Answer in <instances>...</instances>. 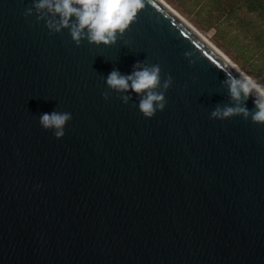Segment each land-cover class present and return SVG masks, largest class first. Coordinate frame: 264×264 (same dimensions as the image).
<instances>
[{"label": "water", "instance_id": "water-1", "mask_svg": "<svg viewBox=\"0 0 264 264\" xmlns=\"http://www.w3.org/2000/svg\"><path fill=\"white\" fill-rule=\"evenodd\" d=\"M32 4L0 0V264H264V123L211 117L237 68L163 0L111 45ZM137 61L173 77L152 118L106 84ZM53 111L72 114L59 139Z\"/></svg>", "mask_w": 264, "mask_h": 264}, {"label": "clouds", "instance_id": "clouds-1", "mask_svg": "<svg viewBox=\"0 0 264 264\" xmlns=\"http://www.w3.org/2000/svg\"><path fill=\"white\" fill-rule=\"evenodd\" d=\"M146 0H33L31 7L25 9V17L36 16L37 21H45L47 28L59 33L67 28L77 45L83 40L90 44L111 45L123 37L138 17V13L145 8ZM75 17V19H73ZM193 52H185L186 57H192ZM191 64L195 60L189 61ZM131 74H122L114 69L106 78L107 86L119 93L134 91L139 97V110L146 118L155 116L157 110L166 107V91L173 84V77L169 74L162 81L161 66L148 65L137 61L133 65ZM239 74H226L221 83L228 89L232 104L217 106L211 112L214 119L224 120L235 115H242L245 120L251 117L254 123H264V84L252 75L236 69ZM162 89V90H160ZM109 98V93H103ZM255 96V110H249L247 100ZM121 99L125 104L132 100L130 94H124ZM72 119L69 112L44 113L39 122L44 129L54 130L59 139L65 135V125Z\"/></svg>", "mask_w": 264, "mask_h": 264}, {"label": "rangeland", "instance_id": "rangeland-1", "mask_svg": "<svg viewBox=\"0 0 264 264\" xmlns=\"http://www.w3.org/2000/svg\"><path fill=\"white\" fill-rule=\"evenodd\" d=\"M244 72L264 84V17L240 0H164ZM263 48V58L252 56Z\"/></svg>", "mask_w": 264, "mask_h": 264}, {"label": "trees", "instance_id": "trees-1", "mask_svg": "<svg viewBox=\"0 0 264 264\" xmlns=\"http://www.w3.org/2000/svg\"><path fill=\"white\" fill-rule=\"evenodd\" d=\"M239 3H240V7L245 5L250 11H260V13L264 17V0H240ZM252 56L258 59H262L263 48H258L256 50H253Z\"/></svg>", "mask_w": 264, "mask_h": 264}, {"label": "bare ground", "instance_id": "bare-ground-1", "mask_svg": "<svg viewBox=\"0 0 264 264\" xmlns=\"http://www.w3.org/2000/svg\"><path fill=\"white\" fill-rule=\"evenodd\" d=\"M164 1V0H163ZM165 2V1H164ZM170 8H172L180 17H182L190 26H192L203 38H205L209 43H211L215 48H217L236 68L242 70L232 59L226 55L219 47L214 45L204 34H202L193 24H191L183 15H181L177 10L165 2ZM243 71V70H242Z\"/></svg>", "mask_w": 264, "mask_h": 264}]
</instances>
